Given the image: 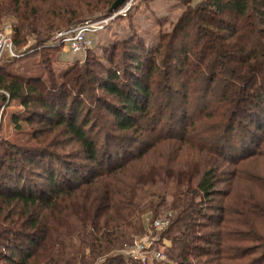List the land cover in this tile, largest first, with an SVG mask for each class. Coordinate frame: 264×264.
Here are the masks:
<instances>
[{
	"label": "trees",
	"instance_id": "16d2710c",
	"mask_svg": "<svg viewBox=\"0 0 264 264\" xmlns=\"http://www.w3.org/2000/svg\"><path fill=\"white\" fill-rule=\"evenodd\" d=\"M116 1L0 0V26L13 17L16 46L32 36L45 46L111 16ZM185 6L157 50L145 40L116 41L109 59L99 58L102 73L75 65L57 83L11 73L13 59L0 63V109L34 103L32 118L14 112L15 120L38 122L41 135L61 131L87 163L8 148L24 162L23 173L15 164L0 173V264H125L111 253L164 210L172 212L168 264H264V0ZM191 36L199 51L188 48ZM221 66L226 76L216 81ZM89 93L94 104L85 107ZM163 94L173 99L168 114ZM190 97L201 102L192 116ZM117 133L132 134L127 142L137 150Z\"/></svg>",
	"mask_w": 264,
	"mask_h": 264
},
{
	"label": "rangeland",
	"instance_id": "374dc122",
	"mask_svg": "<svg viewBox=\"0 0 264 264\" xmlns=\"http://www.w3.org/2000/svg\"><path fill=\"white\" fill-rule=\"evenodd\" d=\"M185 1L186 0H133L130 2L129 9L125 17L114 20L105 29L99 30L97 33H95L93 35L95 40L93 46L79 53L72 52L67 44L62 43L60 39H57L59 33L52 40H50L49 43L45 44V46L37 45L34 41L35 37L32 36L29 38L27 37V43L21 47H18L14 44L12 37V26L14 23L16 24L17 21L13 17H4L0 26V63L13 59L14 63L9 67L11 73L29 78L41 77L48 81L54 78L57 83H61L64 73L70 67L75 65L85 68V65L87 64L86 66L90 68L93 67L96 73H102V70L98 67L99 58L100 56H104V59H109L107 57L108 55L106 54V51L111 49L113 50L112 47L115 45L116 41L122 42V40L124 41L130 39L138 42L139 40H145L148 44L147 46L153 47H150V51L152 53L157 50L156 48L158 45L159 36L161 34L169 33L173 25L178 22L180 16L184 12V9L187 8V6H185ZM109 17L110 16L106 18ZM224 17L229 19L227 15ZM106 18L99 20H104ZM95 21L98 20H92V22ZM86 22H89V20ZM193 30L194 29L192 28L189 29L191 32H193ZM192 37L193 36H191V42L189 43L188 48L192 49L194 52L198 49H195L196 41L194 42ZM196 37L198 38V36ZM165 41L167 42L168 40L166 39ZM116 52L117 53H115L113 58V63H119L121 60L120 57H122L120 55V49H117ZM166 53L167 51H165L163 47L160 52L157 53L156 59L158 65L160 64L159 66L161 67L166 65L163 63L164 59L166 58ZM191 54L193 55L194 53ZM122 61L125 63V65H121L122 68L127 67V65L129 66L127 58L123 57ZM193 63H195L194 57L190 58L188 62L190 70L193 69L191 67ZM229 63L231 64V67L234 66L236 68L239 66L238 64H240L231 62ZM205 65L206 67L204 68H206V72L208 69L213 68L212 63L210 64V61L206 60ZM219 71L220 72L215 79L216 81H218L219 78L226 76L224 75L223 66H221ZM236 80L239 82L238 79ZM99 94L104 95L101 92H99ZM92 97V93H89L88 101H85V107L89 104H94ZM158 99L163 104L161 107L162 110L166 111V114H168L172 110L171 106L168 105L173 99L167 94L159 96ZM190 100V106L187 105V109L189 115L192 116L197 114V110L199 109L201 102L195 97H190ZM35 109H37V106L34 103L21 105L17 102L12 103L9 107H2L0 109V173L3 174L6 171L11 172L8 170L7 165L14 167V164L16 165L15 169L19 173L22 172H20V166L24 161H22L20 156L17 157L10 154L8 151V148L10 147H19L21 149H25V151L29 150L30 153L32 151L39 150L40 152H43V156H45L43 157V160L45 161L55 159L52 157L55 155L59 158H64V160L67 159L70 163L72 162L74 164L80 165L87 164L85 160L82 159L83 156L81 155L82 153L79 146L75 142L71 141L69 137L63 134L61 131H55L54 133L41 135L37 129L39 127L42 128V126L38 125V122L34 121L28 123L19 118L15 120L13 117L14 112L22 114L19 116L23 117L24 115L30 113L29 111ZM98 112L104 114L105 111L100 109ZM28 116L29 118L33 117L32 113H30ZM117 134L122 137V142L126 144V147L129 150L132 152L137 150L138 146L131 145L130 142H127L131 140L130 138L132 134ZM102 135L101 138L103 137ZM103 142L104 140L100 139L99 143L102 144ZM30 153L26 154L31 156ZM30 169H33V167ZM164 211L159 217L153 220L147 218L145 221V231L136 235L134 237L133 243L125 246L124 248L134 249L136 247H140V245L144 242L150 243V246L145 250H139L140 254H142V257H147L146 260L144 262L137 261L133 258L127 257L126 255L121 257L125 260V264L171 263L168 258V251L172 247V241L167 235L164 234L165 229L158 230L154 227V222L156 220L171 219L172 212ZM211 214H213V212H211ZM203 222L205 224L207 223L209 225H213L209 221ZM203 232H205V229ZM122 250L114 251L111 253V256H115V254L117 255ZM154 253L162 254L164 259H157Z\"/></svg>",
	"mask_w": 264,
	"mask_h": 264
},
{
	"label": "built area",
	"instance_id": "2783aa9c",
	"mask_svg": "<svg viewBox=\"0 0 264 264\" xmlns=\"http://www.w3.org/2000/svg\"><path fill=\"white\" fill-rule=\"evenodd\" d=\"M133 0H130L127 2L120 10L114 12L109 18H106L104 20H98L95 22L89 21L86 23H83L75 28H72L66 32L59 33L57 39H60L62 43L67 44L72 52L79 53L83 50H86L87 48L93 46L95 40L93 38V35L97 33L99 30L105 29L111 22L114 20L125 17L127 14V11L130 6V2ZM170 220H156L154 222V227L158 230L166 229L169 225ZM150 246V243L144 242L140 245V247H136L134 249H124L121 252H119L115 256H126L133 258L137 261L144 262L147 257H142V254H140L139 250H145ZM148 253V252H147ZM155 257L159 260L164 259L162 254L160 253H154Z\"/></svg>",
	"mask_w": 264,
	"mask_h": 264
},
{
	"label": "water",
	"instance_id": "95a60500",
	"mask_svg": "<svg viewBox=\"0 0 264 264\" xmlns=\"http://www.w3.org/2000/svg\"><path fill=\"white\" fill-rule=\"evenodd\" d=\"M127 2H129V0H117L111 8L112 14L122 8Z\"/></svg>",
	"mask_w": 264,
	"mask_h": 264
},
{
	"label": "crops",
	"instance_id": "0c3cea01",
	"mask_svg": "<svg viewBox=\"0 0 264 264\" xmlns=\"http://www.w3.org/2000/svg\"><path fill=\"white\" fill-rule=\"evenodd\" d=\"M198 1V0H197Z\"/></svg>",
	"mask_w": 264,
	"mask_h": 264
}]
</instances>
